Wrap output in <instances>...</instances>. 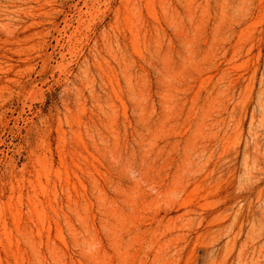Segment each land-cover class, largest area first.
Returning <instances> with one entry per match:
<instances>
[{
	"label": "rangeland",
	"instance_id": "1",
	"mask_svg": "<svg viewBox=\"0 0 264 264\" xmlns=\"http://www.w3.org/2000/svg\"><path fill=\"white\" fill-rule=\"evenodd\" d=\"M0 264H264V0H0Z\"/></svg>",
	"mask_w": 264,
	"mask_h": 264
}]
</instances>
